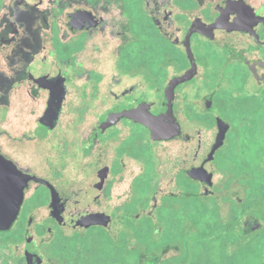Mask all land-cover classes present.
Here are the masks:
<instances>
[{
	"label": "flooded vegetation",
	"instance_id": "af4514ba",
	"mask_svg": "<svg viewBox=\"0 0 264 264\" xmlns=\"http://www.w3.org/2000/svg\"><path fill=\"white\" fill-rule=\"evenodd\" d=\"M218 19L232 27L212 28ZM57 82L65 97L50 130L41 119ZM69 86L81 90L76 110L102 112L98 119L63 121ZM169 105L179 129L170 139L111 118L143 107L158 117ZM172 144L183 162L164 184L157 149ZM0 158L4 205L15 202L9 164L37 179L0 231V264H28L30 255L39 264H111L119 241L166 220V210V224L196 229L184 234L189 244L212 238L207 218L226 237L253 239L264 229V0H0ZM166 241L124 249L121 261L161 264Z\"/></svg>",
	"mask_w": 264,
	"mask_h": 264
},
{
	"label": "water",
	"instance_id": "95a60500",
	"mask_svg": "<svg viewBox=\"0 0 264 264\" xmlns=\"http://www.w3.org/2000/svg\"><path fill=\"white\" fill-rule=\"evenodd\" d=\"M229 26L232 27L231 24H227L221 19H218L216 23L211 27L229 28ZM187 79V76H182L170 82L165 90L166 98H169L176 85L185 82ZM48 88L50 89L48 110L45 112L43 118L41 119V123L51 130L55 126L56 121L58 119L62 101L65 97V90L64 86H62V84H59L58 82L57 84L49 83ZM170 110L171 109L169 105L166 112L160 114L158 117H154L150 113H148V111H146V108L143 107L137 110L124 111L122 113L113 115L111 118L118 119L124 117L140 121L145 124L150 130V136L152 139L163 140L170 139L179 134V129L173 121V117ZM0 160H3V158H0ZM9 167L10 177H15L16 179L14 184L10 182V190L15 194V202L14 204L12 203L10 206L4 205L2 201V195H4V193H8V190L5 191L4 189H0V231L8 230L12 226L14 221L17 219L22 204L23 189L27 185V182L30 180H37L34 176L22 175L16 169V167L11 164H9ZM0 168H2V164H0ZM51 193L52 200L54 202L56 200L57 194L53 189L51 190ZM61 224H66V222H63ZM28 264H39V260L34 255H30L28 258Z\"/></svg>",
	"mask_w": 264,
	"mask_h": 264
},
{
	"label": "trees",
	"instance_id": "16d2710c",
	"mask_svg": "<svg viewBox=\"0 0 264 264\" xmlns=\"http://www.w3.org/2000/svg\"><path fill=\"white\" fill-rule=\"evenodd\" d=\"M199 212V209H197V213L191 219L198 233L203 231V216ZM207 220H209L213 228L210 233L213 234L212 238L193 240L189 244L187 235L178 232L166 241L169 242L173 238L179 240L184 249L192 248L193 250L191 254L186 251L185 254L180 256V259L177 258L175 260L177 264H264V229L251 240L244 237L242 240H236L221 234L218 231L219 225L215 219L207 218ZM133 232V237L136 241H142L143 238L151 237L153 234L152 228L149 229L146 224L142 227V233L136 228L133 229ZM125 241L123 239L121 240L122 243L118 242L117 248L119 252L112 255L111 264H123L121 260L124 258L120 252L124 249L128 251L132 249V243L128 239ZM231 246L235 249L234 252L227 253L226 249ZM111 247L115 248V243L112 242ZM147 247L151 248L152 246L148 244Z\"/></svg>",
	"mask_w": 264,
	"mask_h": 264
},
{
	"label": "rangeland",
	"instance_id": "374dc122",
	"mask_svg": "<svg viewBox=\"0 0 264 264\" xmlns=\"http://www.w3.org/2000/svg\"><path fill=\"white\" fill-rule=\"evenodd\" d=\"M137 81L135 80H131V79H126V84L131 85L133 83H135ZM69 90H70V100L68 102V107L69 110L65 111V115L63 116V121H74L75 123H73L74 125H76L78 122V120L80 121H90L92 119H98L99 115L102 114V112H92V111H77L76 109H78L79 104H82L83 100H82V96H81V90H78L76 87L74 86H69ZM147 92L149 91H145V96L148 97L150 96ZM77 122V123H76ZM64 125H70V124H64ZM35 127L33 126L31 128V130H35L37 133L39 134H44L45 131H43L42 128L40 127ZM71 130V132L67 133L66 136L68 137H72L73 135H80V132H78V134L73 133V129L68 128ZM49 136V141H51V143L53 145L56 144V142L59 140V135L60 133L58 132H53L48 134ZM55 151V150H54ZM57 150L55 151V156H57ZM157 153L158 156L160 157V165H159V170L161 173V176L163 177V183H167L171 180L172 177V169H174L175 167H178L179 165H182L183 162V150L179 148V146L175 145H170V146H159L157 149ZM170 191H174L176 192L177 189L174 188L173 186H170ZM129 192V190L127 191ZM129 195V193H128ZM150 195L145 196V202L147 203L149 200ZM117 203V202H116ZM114 209V207H113ZM145 209L147 211L151 210V202H149V204H146ZM35 210H37L36 212H38V208H36ZM161 214H164L165 218H167L164 221L159 222L158 224H154L153 228H152V236L148 237V238H143L141 242L140 241H136L131 233L128 235V240L132 243V247L135 248V251L137 253H144L145 252V248H147V245L150 244L153 248H155V244L159 243V242H163L165 240H168L170 237H173L174 235H176L178 232H182L183 234H193L196 229L193 227L192 224H190L189 222H185L184 225H182V227H179L178 229L174 226H171L169 224H166V221L172 220L173 216L170 214V212L168 210L163 211ZM262 225L264 224V221H261ZM154 227H158L159 231L157 233H154ZM147 244V245H145ZM167 254L168 256L165 257L166 261H163L161 264H176V261H173L171 259H168L169 256L171 255H177V253L181 255V252L183 250V246L181 244V242L179 240H175L173 238H171L169 240V242L167 243ZM232 247V246H231ZM177 250V251H175ZM127 264H135V257L133 256V254H128L127 256Z\"/></svg>",
	"mask_w": 264,
	"mask_h": 264
}]
</instances>
